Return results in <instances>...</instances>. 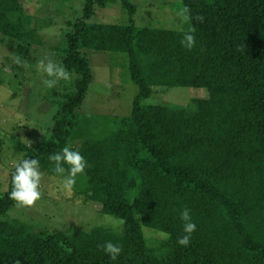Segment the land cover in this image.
I'll list each match as a JSON object with an SVG mask.
<instances>
[{"label":"trees","instance_id":"16d2710c","mask_svg":"<svg viewBox=\"0 0 264 264\" xmlns=\"http://www.w3.org/2000/svg\"><path fill=\"white\" fill-rule=\"evenodd\" d=\"M24 1L0 0V37L41 45ZM180 1L195 28L192 50L181 44L186 31L137 27L128 0H86L67 23L62 65L74 77L48 137L32 147L14 142L22 159L62 179L67 173H55L48 157L65 146L79 151L87 167L75 197L123 221L121 232L34 231L4 219L16 204L8 196L13 167L0 196V264H264V0ZM116 3L128 24L87 22ZM86 51L126 58L137 90L129 115L103 123L83 116L93 79ZM153 87L209 95L186 107L143 104ZM184 208L197 225L187 247L177 244ZM142 228L167 238L150 242ZM108 241L122 247L115 261L98 247Z\"/></svg>","mask_w":264,"mask_h":264},{"label":"rangeland","instance_id":"374dc122","mask_svg":"<svg viewBox=\"0 0 264 264\" xmlns=\"http://www.w3.org/2000/svg\"><path fill=\"white\" fill-rule=\"evenodd\" d=\"M128 1L136 9L133 21L137 27L175 31L191 29L180 0ZM85 2L25 0V10L32 15L31 26L37 30L41 45L25 47L11 38L0 37V196L8 189L9 170L23 158L24 153L16 151L14 142L32 147L47 138L57 109L56 102L70 92L74 76L60 80L49 89L44 84L46 74L38 70L37 64L47 56L63 67L61 52L65 46L64 35L69 31L67 23L82 15ZM181 12H184V17L179 15ZM87 22L126 25L129 15L119 3L108 4L103 9L97 8ZM85 55L89 59L93 79L82 106L83 116L103 123L129 115L137 90L128 77L126 58L88 51ZM17 57L19 63H16ZM208 95L205 89L153 87L151 96L142 103L186 107L193 99H205ZM100 129H105V126ZM61 183L62 178L41 173V198L31 206L15 204L4 219L24 222L34 231L71 233L103 227L121 232L123 221L101 214V206L97 203L85 204L75 197L74 190L72 194L62 191ZM142 232L150 242L167 238L166 234L152 229L142 228Z\"/></svg>","mask_w":264,"mask_h":264},{"label":"clouds","instance_id":"9594fccd","mask_svg":"<svg viewBox=\"0 0 264 264\" xmlns=\"http://www.w3.org/2000/svg\"><path fill=\"white\" fill-rule=\"evenodd\" d=\"M187 9L184 10L186 12ZM184 12L179 15L184 17ZM197 19L203 20V17ZM195 28L186 31L183 34L181 41L182 47L187 50H192L196 43L194 35ZM19 58H16V63H19ZM38 70L46 74L47 79L44 84L47 88H54L60 80L70 79V74L64 67L57 65L50 57L45 56L37 64ZM50 161L55 162L54 172L64 174L61 189L62 191L72 194L76 178L78 175H84L87 167V161L83 155L72 147L65 146L59 152L51 154ZM40 161L38 159H22L15 163L14 171L11 174L12 188L8 193L9 199L14 201L18 206L25 207L33 205L41 198L40 181L41 173L38 170ZM65 165L68 167L66 168ZM180 220L182 221V235L178 237L177 244L182 247H187L192 239V234L196 231V223L194 222L191 212L188 208H184L180 212ZM102 251L108 257L115 261L122 247L119 244H114L111 241L99 245Z\"/></svg>","mask_w":264,"mask_h":264}]
</instances>
